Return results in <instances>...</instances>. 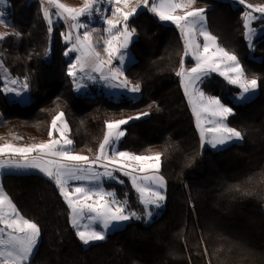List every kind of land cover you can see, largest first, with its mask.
Here are the masks:
<instances>
[{
    "label": "trees",
    "instance_id": "1",
    "mask_svg": "<svg viewBox=\"0 0 264 264\" xmlns=\"http://www.w3.org/2000/svg\"><path fill=\"white\" fill-rule=\"evenodd\" d=\"M196 0L206 9L209 31L234 52L247 77L259 79L258 94L249 102L233 100L239 87L213 73L200 87L233 109L227 119L243 133L242 143L222 149H201L193 114L176 75L184 52L178 30L163 24L147 9L128 21L135 28L129 43L132 60L125 70L140 97L78 93L67 74L66 23L51 26L41 0H9V35L0 40V56L12 76L28 78L30 103L10 101L0 82V135L16 133L25 140L49 138L52 119L63 112L75 152L95 156L106 121L149 115L123 125L119 148L147 154L163 153L160 171L166 179L165 207L151 223L128 222L104 241L84 246L70 224L69 208L57 186L38 173H6L2 184L25 217L41 227L38 251L30 264H264V35L252 55L243 13L236 0ZM264 4V0H247ZM264 20L254 22L255 25ZM187 63H193L188 58ZM91 149V151H89ZM128 208L144 213L139 194L124 184L107 182ZM234 186H239L237 189ZM247 193V194H245Z\"/></svg>",
    "mask_w": 264,
    "mask_h": 264
},
{
    "label": "snow or ice",
    "instance_id": "2",
    "mask_svg": "<svg viewBox=\"0 0 264 264\" xmlns=\"http://www.w3.org/2000/svg\"><path fill=\"white\" fill-rule=\"evenodd\" d=\"M8 2L9 0H0V24L10 23L7 20L8 13L4 10ZM102 3L112 6L111 17L106 15L108 9L101 11ZM195 3L196 0H151V4L149 0H84L83 5L73 7L62 0H41L43 16L50 32L54 22L53 15L58 20L73 21L65 40L71 41L72 33L75 32V42L69 52L78 55L69 63L67 74L73 79L77 89L83 86L80 80L87 78L99 79L110 86L139 93L140 85L131 84L123 72L127 53L122 52V49L128 48L136 32L135 28L129 27L128 21L137 14L138 9H147L161 21L173 23L184 41V56L192 57L195 62L193 67L186 68L182 61L176 75L181 78L183 91L195 116L201 143L217 148L229 141L243 140V133L227 124L233 109L224 104L220 97L206 94L199 85L213 73H218L228 84L237 85L241 89L239 96L234 99L245 101L256 92L260 83L256 77L249 79L237 55L222 47L217 37L208 31L206 9L194 7ZM239 3L249 9L243 13V18L246 39L251 42L256 34L251 23L264 19V4L247 3V0H239ZM94 15H99L106 24L107 33L106 38L95 41L92 36V31L95 30L90 31L88 23ZM81 17L85 20L81 21ZM80 29H84L82 35ZM9 35L18 36L19 33L0 32V40ZM198 37H203L202 43ZM249 46L251 47V43ZM99 48L107 55H102ZM113 59L119 61V66L112 67ZM0 69H4L3 59H0ZM4 72V91L19 96L28 89L27 77L22 82L18 78L11 79L10 83L19 84V88L8 87L7 69ZM114 81L117 83L113 84ZM147 115L148 112H141L135 117L106 121L105 135L92 158L72 150L74 141L67 135L70 129L63 120L64 113L59 112L51 121L48 140L32 144H17L12 141L0 143V170L37 169L45 174L57 186L66 202L70 210V224L79 240L84 245L104 241L115 225L132 219H150L153 216L152 209L161 207L165 200L166 181L159 174L163 153L137 155L119 151L116 147L126 134L121 126ZM58 121L62 123V127H58ZM56 132L59 133L58 137L54 136ZM14 139L24 138L15 136ZM118 174L127 177L139 194L140 203L145 209L143 217L128 209L126 199L118 200L114 191L103 187L109 180L123 184L124 181ZM40 239V225L21 214L0 185V264H30L38 251Z\"/></svg>",
    "mask_w": 264,
    "mask_h": 264
},
{
    "label": "rangeland",
    "instance_id": "3",
    "mask_svg": "<svg viewBox=\"0 0 264 264\" xmlns=\"http://www.w3.org/2000/svg\"><path fill=\"white\" fill-rule=\"evenodd\" d=\"M235 1H236V0H234V1L232 2V4H233L234 6L236 5V2H235ZM62 2L65 3V4H67V5H69V6L79 7L78 0H62ZM149 4H151V0H149ZM44 6H47V5H44ZM8 7H9V2H8V5L6 6V8H5L4 10L8 13L7 20L10 21V19H9V10H8ZM48 7H50V6H48ZM100 7H101V10L104 9V8H105V9H108L106 15L109 16V17H111V7H112V6L108 5L107 3H102ZM53 11H54V9H53ZM138 11H139V9L137 10V12H138ZM246 11H249V9H247ZM152 14H153V13H152ZM181 14H182V13H181ZM253 14H254V15H257V16L260 15L259 13H253ZM153 15H155V14H153ZM155 16H156V15H155ZM205 16H206V13H205ZM156 17H157V16H156ZM98 18H99V15H94L88 23H90V24L93 25V22H95V20H97ZM157 18H158V17H157ZM52 19H53L54 22H53V24H52L51 26H53L54 24L59 23L60 21L65 22L64 20H58L57 17H55V15H53ZM158 19H159V18H158ZM159 20H160V19H159ZM260 20H264V19H260ZM160 21H161V20H160ZM256 21H258V20H254V21H252V23H251V27H252L253 29L256 30V34L254 35V37H253V39H252L251 42H249V41L247 40L248 45H250V43H251V47L249 46V47H250V54H251V55H252V49H253V46H254L255 41H256L260 36L264 35V23H261V24H259V25H255L254 22H256ZM161 22H162L163 24H166V25H173V26H175V25H174L173 23H171V22H167V21H161ZM65 23H66V27H67V28H66L65 33H64V41L68 44V48H67L68 55H67V57L70 59V62H73L75 58L73 57L72 52H69V49L71 48L72 43H74V42H72V40H71V41H66V40H65V36L69 34V31H70V25L73 23V21L69 20V21H67V22H65ZM206 24H207V17H206ZM175 28L178 30L179 34L181 35L179 29H178L176 26H175ZM207 29H208V31H209L208 24H207ZM0 32H9V25L0 24ZM209 32H210V31H209ZM210 33H211V32H210ZM211 34H212V33H211ZM212 35L215 36L214 34H212ZM181 38H182V36H181ZM198 40L202 43V42H203V37H198ZM182 41H183V39H182ZM218 43H219V42H218ZM219 44H220V43H219ZM183 45H184V41H183ZM221 46H222V45H221ZM222 47H223V46H222ZM184 51H185V47H184ZM188 58H192V57H185V56H184V52H183V59H182L183 64H184V66H185L186 68H191V67L194 66V63H187L186 60H187ZM0 59H2L1 56H0ZM126 62H127V61L124 60V64H125ZM124 64H123V65H124ZM4 69H7L5 65H4ZM4 69H0V82H2V84H3V85H2V90L4 89V86H5V72H4ZM14 78H18V77L12 76V75L9 73L8 69H7L8 87H17V88H19V87H20L19 84H17V85H12V84L10 83L11 79H14ZM179 78H180V77H179ZM248 78L251 79V77H248ZM18 79H19V78H18ZM19 81L22 82L23 80L19 79ZM80 83H81L83 86H82L81 88H79V89H77V87H76V85H75V83H74V85H75V89H76V91H77L78 93H85V89H87V84L84 82V79H83V80H80ZM180 84H181V87H182L181 78H180ZM90 85H91V84H90ZM235 86H237V85H235ZM199 87H200V85H199ZM237 87H238V86H237ZM88 89H89V86H88ZM182 89H183V87H182ZM3 92L6 94V96L9 98L10 101L17 102L19 105L24 106V105H27V104L30 103V97H29L28 89H27L26 91H24L22 95H19V96L16 95L15 93H12V92L4 91V90H3ZM88 92L94 94L93 89H89ZM99 92H101V91H99ZM124 92H129V91H128V90H125ZM183 92H184V91H183ZM240 92H241V89L239 88V90L235 93V95H233V100H234V102H236V103L244 104V103L249 102L251 99H253V98L258 94V92H259V88L256 90V92H255L254 94H252L251 96H249L248 99L245 100V101H240V100H236V99H234V97H238V96H239V93H240ZM184 94H185V93H184ZM213 96H216V95H213ZM123 97L137 98V97H140V95L130 92V93H123ZM185 97H186V96H185ZM114 99H115V100H118L119 98H114ZM186 99H187V97H186ZM187 102H188V99H187ZM188 105H189L190 110H191V106H190L189 102H188ZM226 105H227V104H226ZM228 106H229V105H228ZM229 107H230V106H229ZM191 112H192V110H191ZM192 114H193V112H192ZM2 117H3V112H2V110H1V108H0V121H1ZM193 117H194V121H195V125H196V119H195L194 114H193ZM63 120H65V121L67 122L68 127H69V129H70L69 122H68V120L66 119L65 114H64ZM129 122H130V121H129ZM227 124H228V122H227ZM122 126H123V125H122ZM122 126H121V129H122ZM205 126L207 127L208 125L206 124ZM228 126H229V127H232V126H230L229 124H228ZM58 127H62V123L59 122V121H58ZM196 128H197V127H196ZM232 128H234V127H232ZM197 130H198V128H197ZM198 131H199V130H198ZM67 135L69 136V133H67ZM199 135H200V132H199ZM15 136H20V135H18V134H16V133H12V134H9V135H0V139H3V138H4V139H6V142H7V141H12V142L17 143V144H20V143H21V144L40 143V142H42V141H46V140L49 139V138H45V139H40V140H25V139H23V140H15V139H14ZM54 136L58 137V136H59V133H58V132L54 133ZM69 138H70V136H69ZM122 138H123V137H122ZM122 138L120 139V141L122 140ZM70 139H71V138H70ZM120 141H119L118 144L116 145L117 149H118L119 151H126V150H122V149L119 148L118 145H119ZM243 141H244V138H243V140L229 141V142L226 143L224 146H217V148H213V147H211V145L208 144V143H204V144L201 143V149H204V148H206V147H209V148H211V149H213V150H217V149L225 148V147H227V146H228L229 144H231V143H242ZM23 142H24V143H23ZM200 142H201V136H200ZM72 148H73V146H72ZM72 150H73V149H72ZM126 152H129V151H126ZM155 152H159L158 149H157V147H155L154 149H152V151H151L150 153H147V154H151V153H155ZM77 153H79V152H77ZM130 153H132V152H130ZM80 154H82V155H86V156H89V157H92V156L89 155V154H84V153H80ZM137 155H142V154H137ZM92 158H94V157H92ZM6 173H16V174L38 173V174L45 175V174L41 173L39 170H37V169L5 168V169H3V170H0V185H2V187H3V184H2V176H3L4 174H6ZM159 174L163 176V174L161 173V171L159 172ZM118 175H119V178L122 179V180L124 181V183H125V178H127V177H124L122 174H118ZM45 176H46V175H45ZM163 177H164V176H163ZM164 178H165V177H164ZM127 179H128V178H127ZM128 180H129V179H128ZM129 181H130V180H129ZM165 181H166V179H165ZM107 182L109 183V182H114V181H110V180H109V181H106V182L103 184V187H104L106 190H108V191H114V192L116 193L115 189H111V188H108V187L106 186V183H107ZM75 183H84V182H75ZM115 183H117V182H115ZM124 183H123V184H124ZM119 184H120V183H119ZM166 186H167V182H166ZM3 190H4V192H6L5 189H4V187H3ZM164 195H165V198H166V189L164 190ZM8 196H9V195H8ZM116 198H117L118 200H122V199L119 198V196L117 195V193H116ZM164 201H165V200H164ZM164 201H163L161 207H159V208H153V209H152V211H153V216H152L150 219H147V218H141V219H144L146 223H151V222L153 221V219H154V216H155V215H159V214L163 211V209H164V207H165V203H164ZM13 203H14V202H13ZM128 209H129V208H128ZM129 210H131V211H135V210H132V209H129ZM135 212H137V211H135ZM137 213H138V212H137ZM138 214H139V213H138ZM140 215H141V214H140ZM141 216L143 217V214H142ZM139 220H140V219H139ZM131 221H137V219H132V220H129V221L123 222V223H121V224L115 225V226L112 227L111 230L107 233L106 238H107L108 235H109L110 233H112L114 230H116V229H118V228H122V227H124L128 222H131ZM84 222L87 223V220H85ZM83 245H84V244H83ZM84 246H87V245H84Z\"/></svg>",
    "mask_w": 264,
    "mask_h": 264
},
{
    "label": "crops",
    "instance_id": "4",
    "mask_svg": "<svg viewBox=\"0 0 264 264\" xmlns=\"http://www.w3.org/2000/svg\"><path fill=\"white\" fill-rule=\"evenodd\" d=\"M83 3H84V0H78L79 6L83 5ZM104 10H105V8L102 9L101 11L103 12ZM84 20H85V18L84 17H81V21H84ZM105 28H106V24H104L101 21L100 17L97 20H95V22H93V25L89 23V30L90 31H92L93 29L95 30V31H92V36H93V40L94 41L95 40H101L102 37L103 38H106L107 33L105 32ZM79 31H80V34L82 35L84 29H80ZM134 38H135V34L133 35L132 39H134ZM72 42H75V32L72 33ZM98 50L101 51V54L102 55H104V56L107 55L103 51L102 48H99ZM122 52H126L127 53V55L125 56V60L127 62L123 65V72H124V75H125L126 67L128 66V64L132 60V55H131V53L129 51V47L127 49H122ZM72 55L75 58V56L78 55V53H72ZM193 63H195V62H193ZM117 66H119V61L116 60V59H113L112 60V67H117ZM94 75H96L97 77L99 76L98 73H94ZM84 82L87 84V89H85V93L89 90L88 89V86L90 84H95L96 86H98V88L96 89V91H101L102 93L107 94V95H110L113 98H121L123 93H130V91L129 92H124L126 89L117 88V87H114V86H110L108 83H106L104 81H101L99 79H97V80H88L87 78H85L84 79ZM115 83H117V82L114 81L113 84H115ZM94 90L95 89H93V91ZM135 94L140 95L141 93L139 92V93H135ZM122 128H123V126H122ZM5 142H6V139H4V138L3 139H0V143H5Z\"/></svg>",
    "mask_w": 264,
    "mask_h": 264
}]
</instances>
